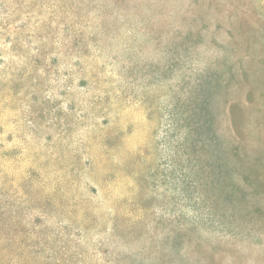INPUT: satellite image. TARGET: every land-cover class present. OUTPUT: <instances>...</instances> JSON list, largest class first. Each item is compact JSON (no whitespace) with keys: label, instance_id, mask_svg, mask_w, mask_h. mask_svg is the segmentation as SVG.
Listing matches in <instances>:
<instances>
[{"label":"rangeland","instance_id":"1","mask_svg":"<svg viewBox=\"0 0 264 264\" xmlns=\"http://www.w3.org/2000/svg\"><path fill=\"white\" fill-rule=\"evenodd\" d=\"M0 264H264V0H0Z\"/></svg>","mask_w":264,"mask_h":264}]
</instances>
